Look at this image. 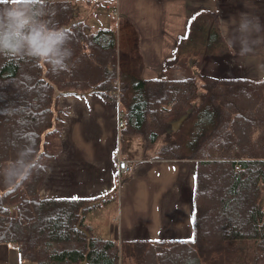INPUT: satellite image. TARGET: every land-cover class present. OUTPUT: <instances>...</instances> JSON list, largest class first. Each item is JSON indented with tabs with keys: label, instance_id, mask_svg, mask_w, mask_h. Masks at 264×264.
<instances>
[{
	"label": "trees",
	"instance_id": "trees-1",
	"mask_svg": "<svg viewBox=\"0 0 264 264\" xmlns=\"http://www.w3.org/2000/svg\"><path fill=\"white\" fill-rule=\"evenodd\" d=\"M86 5L44 0L50 23L73 24L64 29L72 50L67 69L0 57V246L28 264H264V81H146L139 72L118 73L116 35L94 31ZM212 17L211 23L197 19L187 35L193 27L207 32L206 40L191 34V44L208 54L219 47L216 13ZM131 53L137 60L135 47ZM116 79L126 122L122 157L149 159L161 142L156 160L197 163L190 242L122 243L119 250L117 241L85 224L90 210L116 199V190L98 205L39 195L57 155L47 140L57 132V100L96 94L113 101ZM183 117L180 131L171 132V122ZM20 159L31 163L30 179L5 187L11 183L6 173Z\"/></svg>",
	"mask_w": 264,
	"mask_h": 264
},
{
	"label": "crops",
	"instance_id": "crops-1",
	"mask_svg": "<svg viewBox=\"0 0 264 264\" xmlns=\"http://www.w3.org/2000/svg\"><path fill=\"white\" fill-rule=\"evenodd\" d=\"M82 1L61 2L85 4ZM112 2L118 25L115 33L117 50L120 54H127L129 44L123 24L128 25L130 30H127L134 37V47L139 55L137 71L142 79L200 81L209 77L207 79L220 81H264V0ZM86 4L88 6L90 2ZM203 13H216L219 35L229 46V55H224L225 61L219 56L207 57L201 67L197 66L201 58L195 62L186 59L180 61L179 54V61H176L173 44L179 35L180 24H187L186 41L191 25ZM244 18L259 25L258 30L249 35L246 48L240 42L238 31ZM207 35L204 32L201 37L204 36L206 40ZM216 49L212 52L213 56L224 54L221 51L218 53ZM229 58L232 61H228ZM166 63L168 68L165 70ZM56 110L59 119L55 130L60 136V151L56 150L57 155L48 165L40 186L41 199L89 200L97 201L95 204L98 205L116 190V199L111 201L112 207H116V224L110 225L111 237L109 235L106 239L117 241L119 249L122 243L170 244L187 243L193 239L197 172L195 161L156 160L153 152L155 147L149 159H124L120 150L121 130L117 120L119 106L96 94L83 97L60 96ZM185 119H180L183 120L180 129ZM183 142L186 143V140ZM116 151L120 152L122 160L129 162V172L120 177L111 162ZM119 181L124 182V185L118 184ZM116 183L119 186L117 189ZM4 247L0 246V256L6 251ZM0 264L9 262L0 261Z\"/></svg>",
	"mask_w": 264,
	"mask_h": 264
},
{
	"label": "clouds",
	"instance_id": "clouds-1",
	"mask_svg": "<svg viewBox=\"0 0 264 264\" xmlns=\"http://www.w3.org/2000/svg\"><path fill=\"white\" fill-rule=\"evenodd\" d=\"M258 28L252 20H241L238 31L242 46L247 47L249 35ZM68 40L63 27L47 19L44 0H4L0 4V57L29 59L58 72L67 69L72 56ZM31 174V163L20 159L6 173L11 183L5 187L22 185Z\"/></svg>",
	"mask_w": 264,
	"mask_h": 264
},
{
	"label": "rangeland",
	"instance_id": "rangeland-1",
	"mask_svg": "<svg viewBox=\"0 0 264 264\" xmlns=\"http://www.w3.org/2000/svg\"><path fill=\"white\" fill-rule=\"evenodd\" d=\"M60 1H67V0H60ZM88 1L90 2V4L88 6L86 5L87 11H88L87 23L92 27V29L94 31H98L99 29H107L113 33H116V31L118 30L117 17L113 14V10H112V8H115L112 2L114 0H83L82 3L86 4ZM212 14L213 13H203L200 17H198V23L203 22V21L204 22L206 21L208 23L213 22ZM214 20L216 21V19ZM184 24L185 23L180 24V30L178 31L179 35H177L174 39L173 46L175 47V54H176L175 60L176 61H179V58H177L179 54H180V58L182 61L186 59L187 61L192 60L193 62H195V61H199L201 58V61L197 63V66H200V67L202 66L201 63H203L204 59L207 57L212 56V57L217 58L219 56L222 61L226 60V58H223V57L224 55L225 56L229 55L231 50L229 49V46L224 43L220 35L216 43L217 46L219 47H216L217 49L216 48L215 49L216 51H218V53L220 51H223L224 54L223 55L218 54L216 56H213V54H208L206 52V49L204 46L194 45L193 43L191 44L192 35H193V38L196 35L199 37L202 36V34L198 32V30L193 31L194 27L192 28V32L189 34L188 39L185 41L184 38L186 36V32L188 28L186 26L187 24L185 25ZM216 25H218L217 21H216ZM124 26L125 24H123V28L126 29L124 32V35L127 38L129 47L126 49L127 54L125 53L120 54L122 59H124V62L121 60L122 62L121 67H123L124 71L138 73L137 71L139 69L138 59L136 60L135 56L134 57L132 56V53L128 54L132 51V48H134L135 40L134 38H132V36L129 35V31L127 30L128 28H125ZM166 29H167V26H166ZM227 60L232 61V58H229ZM222 61H220V63H222ZM165 66H166L165 67V70H166L168 68L167 63ZM202 74H205V73H202ZM230 74L231 72H229V75ZM56 125L58 127V121L56 122ZM47 140H48L49 151H52V150H54V152H56V150L57 152L60 151L58 148H60L61 141H60V136H59L58 131L56 133L49 135L47 137ZM160 143L161 142H159L156 145L153 152L156 153V150L159 147ZM138 145H140V142L138 143ZM121 183L122 181L121 182L119 181L118 184H121ZM118 184L117 183L115 184L116 189L119 188ZM122 185H124V182L122 183ZM112 205H113L112 203L105 205V206L101 205L98 209H92L86 214L85 224L87 225V227L95 235L103 239H106L110 235V231H109L110 225L115 226L116 224V218H115L116 216L115 214L117 213L116 207L115 205L112 207ZM4 250L6 251H4L3 254H1L0 256L1 262L6 261V262H9V264H28L21 260L20 255L18 254L16 250L10 249L7 247H4Z\"/></svg>",
	"mask_w": 264,
	"mask_h": 264
},
{
	"label": "bare ground",
	"instance_id": "bare-ground-1",
	"mask_svg": "<svg viewBox=\"0 0 264 264\" xmlns=\"http://www.w3.org/2000/svg\"><path fill=\"white\" fill-rule=\"evenodd\" d=\"M190 30V29H189ZM189 32V31H188ZM117 55V66H118V73L121 72V69L123 70V67H121V60L122 57L119 53V51L117 50L116 52ZM121 57V58H120ZM120 65V66H119ZM132 73V72H131ZM114 87H115V92L113 93V98H115L113 101L117 103V105L119 106V112L117 113V120H118V128L122 131L126 125L125 119H124V114L121 112L120 109V102H119V97H120V85H119V79H116L113 83ZM118 94V97H116V95ZM187 114H189V112H187ZM184 118V117H183ZM182 119V118H181ZM180 120V119H179ZM177 121V120H176ZM122 123V127L119 126V124ZM89 236V235H88ZM120 250V249H119Z\"/></svg>",
	"mask_w": 264,
	"mask_h": 264
},
{
	"label": "built area",
	"instance_id": "built-area-1",
	"mask_svg": "<svg viewBox=\"0 0 264 264\" xmlns=\"http://www.w3.org/2000/svg\"><path fill=\"white\" fill-rule=\"evenodd\" d=\"M116 97H118V94L116 95ZM119 126L122 127V123H120ZM111 162L117 168L118 177H120L121 174H125L129 172V162L121 159L120 152L116 151L113 154L111 158Z\"/></svg>",
	"mask_w": 264,
	"mask_h": 264
},
{
	"label": "water",
	"instance_id": "water-1",
	"mask_svg": "<svg viewBox=\"0 0 264 264\" xmlns=\"http://www.w3.org/2000/svg\"><path fill=\"white\" fill-rule=\"evenodd\" d=\"M73 24H70L68 27H65L64 29H68ZM183 120H178L175 123H171V132H177L180 129V126L182 124ZM12 210V208H10ZM88 236V235H87Z\"/></svg>",
	"mask_w": 264,
	"mask_h": 264
}]
</instances>
